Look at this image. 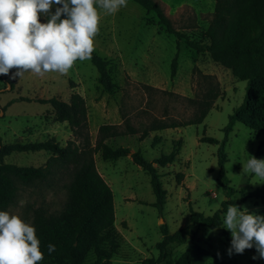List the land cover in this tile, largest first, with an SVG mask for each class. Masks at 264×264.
<instances>
[{"label":"rangeland","instance_id":"1","mask_svg":"<svg viewBox=\"0 0 264 264\" xmlns=\"http://www.w3.org/2000/svg\"><path fill=\"white\" fill-rule=\"evenodd\" d=\"M156 1L171 19L174 29L191 39H199L207 30L215 11V0ZM98 11L99 31L94 37V51L108 60L114 89H104L91 58L77 60L66 74L37 75L27 71L21 78L13 77V72L0 75V105L6 107L0 111V139L5 145L46 141L52 137L61 144L68 140L82 142L81 137L71 132L68 121L57 119L51 104L35 100L55 96L69 101L71 94L76 92L83 96L87 105L85 134L92 148L103 124L116 125L119 132L107 139L108 144L130 148L131 152L140 151L150 161L161 153L173 151L179 140L181 146L176 160L164 166L155 165L167 190L163 210L154 205L156 195L150 175L134 162L131 155L105 160L101 151L93 153L98 171L114 192V232L119 246L113 262L137 264L144 258L158 256L156 245L163 238L162 224L174 233L191 223V209L212 215L221 208L223 201L240 199L243 187L251 192L264 184L254 175L246 174L242 166L248 154L255 156L264 133L235 123L225 148L228 156L225 170L230 187L236 190L228 197L222 187L219 144L201 138L208 136L220 142L225 138L226 123L243 102L248 82L213 61L208 53H197L185 39L179 42L178 50L177 35L167 33L164 26L158 24L154 12L132 0H127L126 6L115 14H106L102 9ZM178 51L177 73L171 77L172 61ZM210 81L219 84L220 96L202 123L151 129L161 123L192 119L198 111L195 100L202 98ZM130 127L135 132L132 133ZM146 130L148 134L144 136ZM155 138L159 142H155ZM48 158L47 151L36 150L13 152L4 161L39 167L45 166ZM71 177V171L64 170L32 185L16 180L18 195L6 211L19 215L30 224L37 208H44L49 213L60 212L68 201L67 185ZM238 206L254 213L264 207L255 197ZM192 241L207 251L205 264H261L257 258L253 259L255 255L251 249L229 255L231 234L222 226L198 228L195 237L189 234L184 243L170 244L172 260L176 261ZM94 259L91 252L87 260Z\"/></svg>","mask_w":264,"mask_h":264},{"label":"trees","instance_id":"2","mask_svg":"<svg viewBox=\"0 0 264 264\" xmlns=\"http://www.w3.org/2000/svg\"><path fill=\"white\" fill-rule=\"evenodd\" d=\"M149 12H154L158 24L164 26L169 34L177 35L179 42L185 39L187 45L197 53H208L216 63L230 69L238 79L248 82L243 102L234 109L229 122L225 126V138L219 140L204 136L202 141L219 144L218 162L222 187L228 197L236 192L230 187V181L225 170L228 160L226 143L236 122L245 124L257 132L264 133V0H215V11L210 24L199 39H191L187 34L174 29L171 19L166 15L162 5L156 0H132ZM54 11V9H53ZM179 51L171 65V77H175L178 68ZM91 60L96 66L100 82L105 90L112 91L115 84L109 71V62L95 51ZM15 69H10L14 72ZM220 96V86L210 81L208 90L199 100H195L198 111L195 116L185 122L172 121L153 126L152 130L185 127L204 121ZM21 100H31L20 97ZM36 101L49 103L55 111L57 119L68 121L73 134L83 139L82 142L68 140L61 144L52 137L40 142H15L3 144L0 139V210H6L14 203L18 195L16 180L25 185L46 181L51 175L64 170H70L72 177L68 188V201L58 213H49L44 208L34 212L32 225L40 241V250L44 258L38 264H122L113 262L118 241L115 234V204L114 192L110 184L98 171L93 153L102 152L105 160H115L130 156L134 162L151 177V186L156 195L155 206L163 210L167 200V190L164 187L158 165H166L176 160L181 143L176 141L175 148L170 153H161L154 160L146 159L140 151L131 152L130 148L108 144L107 139L119 135L116 125L103 124L99 127V136L94 148L85 131L88 126V109L85 99L79 93H72L69 101L58 97L37 98ZM6 107L0 105V111ZM133 133L135 130L130 127ZM148 130L144 132V136ZM155 142H159L155 138ZM45 150L49 158L45 166H19L6 163L4 158L13 152ZM264 158V139L260 142L255 157ZM250 197H255L264 206V184L251 192L243 187L240 199L225 200L222 206L212 215L191 209V223L171 233L166 224L161 225L163 238L157 243V257L144 258L137 264H205L208 253L198 243L192 241L176 261L171 258L168 248L170 244H182L188 235L195 237V231L201 227H220L223 215L229 204L240 205ZM264 215V207L256 212ZM55 245V251L49 254L47 246ZM261 264L256 249L251 248ZM93 252L94 261H88L87 256Z\"/></svg>","mask_w":264,"mask_h":264},{"label":"clouds","instance_id":"3","mask_svg":"<svg viewBox=\"0 0 264 264\" xmlns=\"http://www.w3.org/2000/svg\"><path fill=\"white\" fill-rule=\"evenodd\" d=\"M126 4L127 0H0V75L10 69L19 78L27 71L66 74L77 60L91 58L99 31L98 9L115 14ZM242 166L246 174L264 182V158L248 154ZM222 227L231 234L229 255L254 247L264 259V215L229 204ZM39 245L32 224L0 210V264H38L44 258ZM47 249L51 254L55 245L49 243Z\"/></svg>","mask_w":264,"mask_h":264},{"label":"crops","instance_id":"4","mask_svg":"<svg viewBox=\"0 0 264 264\" xmlns=\"http://www.w3.org/2000/svg\"><path fill=\"white\" fill-rule=\"evenodd\" d=\"M72 132V131H71Z\"/></svg>","mask_w":264,"mask_h":264}]
</instances>
